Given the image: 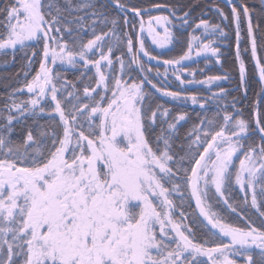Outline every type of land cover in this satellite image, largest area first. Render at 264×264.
Segmentation results:
<instances>
[{"label": "snow or ice", "instance_id": "snow-or-ice-1", "mask_svg": "<svg viewBox=\"0 0 264 264\" xmlns=\"http://www.w3.org/2000/svg\"><path fill=\"white\" fill-rule=\"evenodd\" d=\"M110 2L123 15L122 21L97 0H63V4L59 0H4L0 7V51L15 52L18 46L24 50L43 42L39 70L20 88L12 89L0 106V264H238L237 258L244 264H264V222L260 227L251 221L245 227L236 226L209 203L215 197L236 211L225 195L235 168L234 183L245 192V204L250 190L251 206L259 211L257 197L264 201V124L258 105L253 129L236 107V97L231 101L232 111H227L228 105L220 108L219 98H227L228 90L219 88L211 97H202L184 87L193 83L218 87L216 82L229 79L227 73L196 81L195 69L178 67L202 53L220 63L221 50L214 45L227 37L224 27L194 19L190 9L177 15L179 9L170 7L168 15L149 14L145 20V14L161 6ZM226 3L231 5L235 24L241 86L246 80L242 52L249 51L264 85V58L259 54L264 51V27L261 22L253 24V10L244 0ZM214 9L221 22L229 20L223 9ZM242 17L250 48L240 47ZM121 24L132 31H125ZM173 28L202 30L200 35H189L182 55L162 61L163 74L159 69L155 72L166 78L168 66L174 67L172 75L180 85L177 91L154 83L147 75L152 69L141 59L142 54L160 62L146 48L145 33L152 44L166 48L173 42ZM86 32L91 38L85 42ZM120 45L124 52L114 56ZM31 63L29 57L26 67ZM57 63L83 71L76 81L67 80L54 73L52 66ZM133 66L140 76L132 74ZM90 68L95 71L86 77ZM184 72L193 79H183ZM77 82L83 84L82 89ZM147 85L162 97L191 101L201 108L210 100L217 101L213 117L200 118L186 134L190 143L185 155L177 157L170 141L187 113L172 115L163 103L153 106L154 93ZM25 90L28 99H18L17 94ZM243 95L246 98V89ZM258 95H264V88ZM26 115L34 118L32 124L26 135L13 139V122ZM41 115L48 116L45 123L39 122ZM157 125L160 132L150 140L149 133ZM253 131L260 134V142L246 144ZM234 158L239 159L238 167ZM186 161L190 168L184 166ZM177 180L190 189L200 215L216 230L212 237H219V242L198 241L192 228L183 223V211L179 220L174 218L178 206L170 197L183 196ZM259 215L264 217V211Z\"/></svg>", "mask_w": 264, "mask_h": 264}, {"label": "trees", "instance_id": "trees-1", "mask_svg": "<svg viewBox=\"0 0 264 264\" xmlns=\"http://www.w3.org/2000/svg\"><path fill=\"white\" fill-rule=\"evenodd\" d=\"M122 2L130 3L131 5L139 6L141 8L151 7L152 5L161 6L159 10H152L150 13L145 14V20L147 19V15L149 14L153 16L168 15L169 12L167 11V8L175 7L179 9L177 15H181L183 11L190 9L192 17L194 19L200 17L203 19H208L212 23H221V26L224 27L225 32L227 33V37L222 41H218L217 44L214 45L220 47L221 62L217 63L215 57H212L211 54H207L178 67L188 68L190 70L195 69L196 81L204 80L208 76H223L226 73L228 74L229 79L226 81L216 82L218 84V87L215 85L209 86L198 83L185 85L184 87L186 88L188 93H195L198 96L202 97H211L212 92H218L219 88H224L228 90V96L227 98H219V105L221 109L224 108V105H228L227 111H232L231 101L233 97H236L239 100V103L236 105V107L242 110L243 117L245 119H248L253 124L255 107L258 105L261 122L262 124H264V95H258L259 93H261V89L264 88V86H261V83L259 81L256 68L250 55V51L248 54H244L242 52V58L244 59L246 65V80L244 85L241 86L238 73V62L235 58V24L231 19L230 8L228 6L216 0H122ZM244 2L250 9L253 10V24L261 22V26L264 27V13L262 11L259 0H244ZM3 3L4 0H0V7L3 6ZM59 3L63 4V0H59ZM97 4L106 5V11L111 16L120 15L121 21L123 20V15L120 14L118 10L111 5L110 0H97ZM214 6H218L220 9H223L225 14L229 16V20L221 22L218 13L214 9ZM201 13H203L202 17ZM128 15L129 19H133L131 12H129ZM121 28L125 31H132L131 28H125L123 24H121ZM240 29L242 37L240 45L241 49L250 48V45L247 42V30L243 17L241 18ZM104 30L106 31L107 29L105 28ZM136 30L138 31V24ZM201 31H196L193 33L191 28H173V42L166 48H155L153 45H151L149 38L145 33L144 39L146 42V48L152 53L153 56L160 57V62L158 63L156 60L149 61L141 54V59L144 61L145 67L152 69L151 72L147 73L149 78H151L154 83L168 85L171 91L180 90L179 81H177L172 75L173 71L175 70L174 67H168V76L166 78L163 75L157 77L155 75V72L157 69H159L161 74H163L166 66L163 65L162 61L182 55L183 52L187 50V41L189 35H200ZM53 35H55V33H53ZM88 38L91 37L86 32L85 42ZM42 49L43 42L39 44L32 43L29 48L24 50H21L18 47L15 52H13L11 49L7 51H0V106H3L7 94L12 89L20 88L26 79L30 80L32 76H34L35 73L39 70V62L42 58ZM124 50V45H120L119 48L114 51V56H120L121 53L124 52ZM33 51H35L36 53L34 57H32ZM259 54L262 58H264V51H260ZM29 57L32 58V63L30 67H26ZM128 59L129 57L126 55V62L128 61ZM261 62L264 63V59H262ZM116 68H119L118 64L116 65ZM53 69L54 73L59 72L64 79L71 81H76V78L80 75L81 71H83L82 68L77 67L73 69L68 65H60L59 63H57V65H54ZM25 71L28 72L27 77L24 76ZM94 71V69L90 68L86 73V77L92 76ZM132 74L134 76L141 75L135 66H133ZM182 78L185 80L193 79V77L187 72H184L182 74ZM85 82H87L86 78ZM77 87L82 89L83 84L77 82ZM146 88L148 91L154 93L153 106L155 105V103H163L165 107H168L172 110V115H176L180 112L187 113L186 120L181 121L177 125L176 133L173 135V139L170 141L172 152L176 154L177 157L185 155L189 151L188 144L190 143V138L186 134L190 132L194 125L199 124L200 118L204 116H207L209 118L213 117V115L217 111V101L210 100L206 108H201L199 104L193 105L191 101L185 103L182 101H173L169 97H162L159 93H156L155 89H152L150 85H147ZM244 89L247 90L246 98L243 95ZM17 97L20 100H26L28 99V94L25 90L23 94L18 93ZM33 119L34 118L32 116L26 115L22 118L21 121H14V131L11 134L12 138L17 139L23 135H26L27 126L32 124ZM38 120L40 123H45L48 120V116L41 115L38 117ZM0 123H3V121L0 120ZM160 127V125H157L152 130V132L149 133L150 140H155V135L159 134ZM163 127L166 128L167 125L165 124L163 125ZM254 128L255 127L253 124V129ZM191 139H194V136L191 137ZM259 142L260 136L257 131H253L250 138L245 141L246 144ZM202 150L203 146L199 148L200 152H202ZM240 158H242V154ZM234 164L236 167H238L239 159L234 158ZM184 166L189 168L191 167V165L187 161L185 162ZM231 171L233 172V183L230 189L225 192V195L229 198V202L232 203L236 208V211L232 212L223 204L222 201L215 197L210 199L209 203L213 205V209L217 211L225 219L226 222L232 223L236 226L245 227L247 221H251L254 226L260 227L262 222H264V217H261L259 215V212L264 211V201H261L259 196L257 197L259 206V211H257V208L251 206V191L249 190L247 192L248 203L245 204V192H242L239 186L235 185L234 183L235 168L231 169ZM180 175L183 176V173H180ZM176 183L181 184V192L183 193V196H181L179 193H176L170 197L178 206L176 209V216L174 218L179 220V212L183 211L186 216V219H184L183 223L192 228L193 233L198 241L202 242L203 240L208 239L211 242L215 239L217 242H219V237H212L211 232L213 230L208 228L197 216L191 202L187 186L182 180H177ZM165 186L171 188V185L169 184H166ZM181 200H183L182 206ZM224 242L227 241L225 240ZM209 246H212V244L210 243ZM253 259L254 261H258V253L253 254ZM237 261L241 262V260Z\"/></svg>", "mask_w": 264, "mask_h": 264}, {"label": "water", "instance_id": "water-1", "mask_svg": "<svg viewBox=\"0 0 264 264\" xmlns=\"http://www.w3.org/2000/svg\"><path fill=\"white\" fill-rule=\"evenodd\" d=\"M216 1H219V2H221V3H223L224 5H226V6H228L229 8H231V5H229V4H227L226 3V0H216ZM259 2H260V5H261V8H262V11H263V13H264V3H262V0H259ZM237 6L239 7V4H237ZM245 22V21H244ZM245 26H246V22H245ZM246 30H247V28H246ZM253 60V59H252ZM253 64L255 65V61L253 60ZM256 71H257V75H258V78H259V73H258V69H256ZM260 81V80H259ZM261 83V82H260ZM261 86H264V85H262L261 84ZM254 120H255V116L253 117V124H254ZM254 127H255V125H254ZM257 133H258V131H257ZM259 134V133H258ZM259 136H260V134H259ZM203 151V150H202ZM189 190V195H190V198H191V201H192V204H193V207H194V210H195V212H196V214H197V216L199 217V219L208 227V228H210L211 229V225H209L208 224V222L204 219V217L203 216H201L200 215V213H199V209L196 207V201H195V199L191 196V191H190V189H188ZM212 230V229H211ZM213 231H215V230H213Z\"/></svg>", "mask_w": 264, "mask_h": 264}, {"label": "rangeland", "instance_id": "rangeland-1", "mask_svg": "<svg viewBox=\"0 0 264 264\" xmlns=\"http://www.w3.org/2000/svg\"><path fill=\"white\" fill-rule=\"evenodd\" d=\"M149 38V41H150V43H151V45H153L155 48H159V47H157L156 45H154V44H152V42H151V38L150 37H148ZM19 47V46H18ZM17 47V48H18ZM205 55H207V54H201L200 56H195V55H193V57L190 59V60H187V61H183L182 62V65L183 64H185V63H187V62H190L191 60H194V59H196V58H199V57H202V56H205ZM147 58V57H146ZM148 59V58H147ZM253 61V60H252ZM52 67H54V66H52ZM168 67H172V66H168ZM210 193H214V191H215V189H214V186H210ZM220 201H222V200H220ZM214 210V209H213ZM215 211V210H214ZM237 260H241V262H238V264H244V260L243 259H241V258H237Z\"/></svg>", "mask_w": 264, "mask_h": 264}]
</instances>
